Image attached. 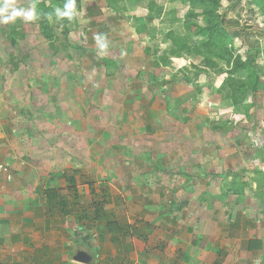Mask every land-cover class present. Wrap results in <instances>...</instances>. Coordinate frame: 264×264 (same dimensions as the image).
<instances>
[{"label":"rangeland","instance_id":"1","mask_svg":"<svg viewBox=\"0 0 264 264\" xmlns=\"http://www.w3.org/2000/svg\"><path fill=\"white\" fill-rule=\"evenodd\" d=\"M114 1L112 9L109 0H76L73 20L49 22L45 14L63 8L66 0H35L39 19L0 24V103L8 101V114L23 117L15 126L35 149L28 163H34L42 178L40 186L54 188L68 203L73 201L67 180L74 177L77 182L80 204L76 212L63 216L51 209L53 214L46 219L52 231L37 243L50 245L43 251L55 258V264H78L71 262L78 252L91 256V264H165L174 251L169 248L172 234L165 231L166 212L172 206L164 197L175 199V205L177 192L194 186L197 193L211 194L206 199L213 205L212 193L228 188V183L212 179V193L208 189L204 193L208 181L182 182L176 176L179 164L183 169L181 163L201 161L195 172L208 175L215 170L207 161L209 156L220 160L219 149L246 145L249 159L258 156L264 163V0ZM31 2L15 0L17 7H28ZM225 29L230 35L242 34L232 44L224 43ZM138 33L144 39H134ZM97 34L107 38L103 54L94 39ZM227 49L233 57L239 55L251 63L261 85L237 104L230 88L224 87L227 79L239 77L232 74L233 67L227 68ZM181 56L191 64L175 72L176 76L169 74L172 83L167 90L160 89L158 96L150 83L145 87L136 83L145 77L154 79L153 75L162 77L160 64L180 68L182 62H171V58ZM115 57L120 67L108 77L101 61ZM202 68L215 78L208 81L214 82L215 92L211 94L210 87L206 90L205 110L184 111V104L175 97V77L183 81L186 73L193 76ZM68 71H73L69 81ZM213 113L219 114L221 129L210 120ZM184 117L198 121H184ZM164 154L171 159L169 169ZM260 169L264 171V166ZM262 184L264 189V180ZM234 187L240 191L237 184ZM185 193L193 203L190 193ZM108 199L106 218L94 222V201ZM249 207L263 205L251 203ZM118 221L137 225L149 243L134 236L123 237L119 246L114 244L115 234L107 226ZM34 255L39 254L35 251Z\"/></svg>","mask_w":264,"mask_h":264},{"label":"crops","instance_id":"2","mask_svg":"<svg viewBox=\"0 0 264 264\" xmlns=\"http://www.w3.org/2000/svg\"><path fill=\"white\" fill-rule=\"evenodd\" d=\"M141 37L144 39L142 34L133 36L137 40H140ZM115 59L101 61L106 75L111 73L108 77L114 76L118 72L117 68L120 67L118 59L116 57ZM186 59L185 57L171 58V62H174L173 60L182 62L180 68L172 66L171 69L167 65L160 64L164 69L162 70V77L153 75L154 79L145 77V80L135 81L141 87H145L147 82L150 83L152 91L158 96L160 89L167 90L170 87L172 82L169 81V74L172 77L176 76L175 72H179L185 68L184 66L191 64ZM105 61H111L113 64L105 66ZM132 69L135 74L138 73L134 68ZM72 73L73 71L66 73L68 81L71 80ZM185 77L183 81L178 79V82L175 77V97L177 96L180 104H184V111L194 107L197 110L204 109L202 103L205 104L204 94H207L206 90L210 87L211 94L215 92L214 82L208 81H214L215 78L206 73H199V71H196L193 76L186 73ZM134 85L135 83L130 86L132 88L130 89L131 96L135 94L133 92ZM198 89L199 92H196ZM208 96L210 95L208 94ZM65 98L66 95L64 94ZM153 102L154 107L158 106L155 101ZM190 102L192 104L189 105ZM208 103L210 106V102ZM187 104L190 106L189 108ZM208 106L207 108H209ZM9 110L8 101L0 106V165L8 166L9 172L13 176V180L9 181L7 179L8 173L0 169V264H55V258L45 255L43 251L44 248H50V245L43 243V247H41L42 245L37 244L42 235L47 232L49 235L52 231L51 222L47 219L53 213L47 207L44 191L54 188L40 186L42 178L36 173L34 163H28L27 160V158H33L35 149L30 147L26 138L20 136V128L15 126L18 124L17 122H23V117L16 113L8 114ZM168 112L169 110L165 109L164 115H168ZM215 115L214 113L210 114V120L216 121L214 122L216 129H221L220 122H217L218 119L220 120L219 114ZM20 118L21 121H19ZM187 119L184 117L183 120L186 121ZM191 121H198V119L191 117ZM194 147L199 151L196 146ZM205 149H208V146ZM181 151L184 152L183 149ZM193 151L196 150L193 149ZM217 151L215 150V152ZM209 152H214V149L210 148ZM249 152L248 145L245 148L241 146V149L239 146H231L226 150L219 149V157L222 159L217 160L216 156H209L207 159L215 169L214 173L208 175H200L195 172V167H199L201 161L193 164L189 161L185 164L181 163L183 169H179V164L177 172L180 175L176 176L182 182L192 180L193 183L205 184L208 181L206 183L208 187L204 188V193L207 192V189L212 193L213 188L211 189L212 184H210L212 179H220L221 182L228 183V188L224 191L220 190L219 193H212L213 205L209 201L210 198L206 199L211 194L197 193L195 192L197 188L194 186L184 189L181 193L177 192L176 206L172 201L175 199L172 197L169 199L168 194V197H164L165 202L166 200L169 201L172 206V209L170 206V210L168 209L166 212L168 219L165 223V231L172 234L169 237L171 239L169 248H173L174 251V256L170 258V261L166 260L165 264H264V189H262L264 180L262 172L264 171L260 169L264 163L258 156H253L255 160H250ZM257 153L256 151L254 154ZM164 156L166 157V168L169 169L171 159L168 155L164 154ZM182 156L184 157L181 152ZM221 161H225V163H220ZM217 163H219L218 166H216ZM235 184L239 186L237 189L240 191H234ZM185 192L190 193L193 203L187 199L188 197L186 198ZM143 199L145 201V198ZM198 200L202 202L200 206V202L199 204L196 202ZM204 201H207V204ZM251 203L263 205V207L259 209L250 208ZM108 204H110L109 199ZM177 213L180 214L177 216ZM136 226L135 228L140 230ZM174 232L176 238L173 237ZM148 243L149 239L144 244ZM35 251L39 255L43 253L42 257L34 255ZM71 262L84 264L75 260Z\"/></svg>","mask_w":264,"mask_h":264},{"label":"trees","instance_id":"3","mask_svg":"<svg viewBox=\"0 0 264 264\" xmlns=\"http://www.w3.org/2000/svg\"><path fill=\"white\" fill-rule=\"evenodd\" d=\"M182 2H190L192 4L196 0H181ZM241 1V0H240ZM113 3H115L114 0H109L108 7L109 8H114ZM203 3V2H202ZM117 8V6L115 7ZM225 19H223L222 24L225 25ZM45 34V33H43ZM139 34V33H138ZM241 32L239 31H234L232 35H230V32L225 29L223 31V35L221 41L222 42H230L232 44V41L235 38H238L241 36ZM48 38V36H46ZM189 53H195L193 50L188 51ZM200 53V52H199ZM227 53V57H229V60H227V68L231 70V67H233V75H238V79L231 80L232 78L227 79V81L224 82V87L230 88V93L236 98L234 99V104H237L243 96L246 97L249 95L250 92H255L260 88V83H259V77L256 75V72L251 65L249 61L243 60L239 55L237 57H233V51L231 49H227L225 51ZM232 55V56H231ZM182 57V56H181ZM180 58V57H179ZM234 58V59H233ZM109 64H113L111 61H105V66H108ZM199 73H206L205 69L199 70ZM111 75L108 74V76ZM224 89V88H223ZM68 183L69 185V190L70 194L72 197V203H68L65 200V196H62L57 190L55 189H49L45 190L44 194L47 199V207L51 209H58L59 212L63 216H68L72 215L76 212V209L74 208L80 204V196L77 190V182L74 177L68 178ZM104 193L106 194L107 192L104 190ZM99 197V196H97ZM108 204V200L105 203H102L101 201L95 200L94 201V207H95V215L94 220L99 222L102 218H106V213H105V206ZM79 219H82L83 217H79ZM126 222L120 223L115 222V223H108L107 229L109 233L115 234L114 237L112 238V242L116 245H120L122 243V238L123 237H136L141 239L144 243H147L148 241V235L142 231H139L138 228H135L134 226L128 224H125ZM137 235V236H136Z\"/></svg>","mask_w":264,"mask_h":264},{"label":"clouds","instance_id":"4","mask_svg":"<svg viewBox=\"0 0 264 264\" xmlns=\"http://www.w3.org/2000/svg\"><path fill=\"white\" fill-rule=\"evenodd\" d=\"M76 0H66L63 8L56 7L52 12L46 13L45 18L49 22L60 21L62 19L73 20L77 16ZM22 19L25 22L39 19L35 0L28 7H17L15 0H0V24H8ZM94 39L97 42L99 53L103 54L108 47L107 38L97 34Z\"/></svg>","mask_w":264,"mask_h":264},{"label":"water","instance_id":"5","mask_svg":"<svg viewBox=\"0 0 264 264\" xmlns=\"http://www.w3.org/2000/svg\"><path fill=\"white\" fill-rule=\"evenodd\" d=\"M74 260L84 264H91L92 257L86 256L83 252H78L74 257Z\"/></svg>","mask_w":264,"mask_h":264},{"label":"built area","instance_id":"6","mask_svg":"<svg viewBox=\"0 0 264 264\" xmlns=\"http://www.w3.org/2000/svg\"><path fill=\"white\" fill-rule=\"evenodd\" d=\"M0 169H2V170H4L5 172H7L8 173V177H7V179L9 180V181H11V179H12V177H11V174H10V170H9V167L8 166H5V165H0Z\"/></svg>","mask_w":264,"mask_h":264}]
</instances>
